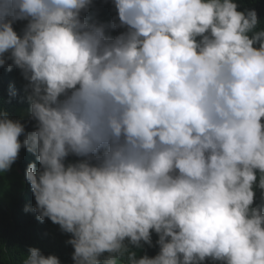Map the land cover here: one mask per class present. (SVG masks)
Here are the masks:
<instances>
[{
  "label": "clouds",
  "instance_id": "clouds-1",
  "mask_svg": "<svg viewBox=\"0 0 264 264\" xmlns=\"http://www.w3.org/2000/svg\"><path fill=\"white\" fill-rule=\"evenodd\" d=\"M112 4L106 25L82 17L93 0H0V68L20 71L35 122L27 131L0 109V173L21 149L35 156L24 211L70 234L73 264H264L257 11L237 0ZM16 95L10 85L8 102ZM144 245L159 251L132 250ZM20 264L61 261L29 247Z\"/></svg>",
  "mask_w": 264,
  "mask_h": 264
},
{
  "label": "trees",
  "instance_id": "trees-1",
  "mask_svg": "<svg viewBox=\"0 0 264 264\" xmlns=\"http://www.w3.org/2000/svg\"><path fill=\"white\" fill-rule=\"evenodd\" d=\"M99 7H93L88 12L82 13V17L89 22H100L110 24L116 17V10L112 0H97ZM243 8H254L260 19V28H264V0H237ZM25 21H18L14 24V29L20 34L26 25ZM118 22V20H117ZM25 81L18 69H13L11 73L0 68V109L6 110L13 119L21 118L26 122V130L32 131L34 121H29L27 109L28 103L23 98V85ZM12 86L17 95L9 100V86ZM23 139V137H21ZM77 157L69 156L67 162H75ZM30 162H35V156L25 149H21L18 160L12 165L10 171L0 173V264H20L26 258L29 247H36L47 256L56 255L61 264H73L72 253L74 249L66 241L70 234L63 233L59 225L53 224L47 218L40 222L33 212L26 213V205L35 206V200L30 190V185L25 179V170ZM37 167L39 164L37 162ZM259 190H257V201L259 200ZM153 243L158 239L155 233L152 236ZM138 256L145 252L150 256H155L159 251L158 246L143 249H132ZM207 264H212L211 261ZM218 264V262H217Z\"/></svg>",
  "mask_w": 264,
  "mask_h": 264
}]
</instances>
